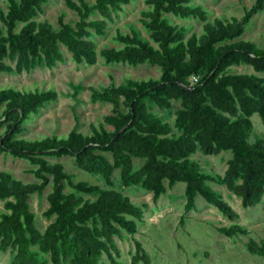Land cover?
Listing matches in <instances>:
<instances>
[{
  "label": "trees",
  "instance_id": "trees-1",
  "mask_svg": "<svg viewBox=\"0 0 264 264\" xmlns=\"http://www.w3.org/2000/svg\"><path fill=\"white\" fill-rule=\"evenodd\" d=\"M49 0H7L0 7V76L65 61L63 46L78 62L94 64L101 55L109 63L161 68L159 78L129 77L114 80L103 89L91 87L94 100L108 101L113 111L92 132L72 129L67 135L30 139L18 134L42 107L58 98L55 88H0V150L29 159L40 181H23L0 169V250H13L9 264H126L119 259L116 236H134L145 209L114 187L120 171L124 186L140 185L158 200L168 186L185 182V209L197 205V195L216 205L232 222L219 227L229 237L247 235L237 210L211 182L225 185L242 198L244 206L264 196V137L251 142L252 115L264 122V46L238 39L253 15L264 9L255 0L243 16L208 20L203 7L192 0H147L142 21L149 31L118 29L121 46L97 48L94 33L104 34L109 20L131 0H66L77 17L62 13L58 25L38 18ZM165 13L196 16L204 20L201 34H187L184 26L170 22ZM247 64L253 72H233ZM175 101L179 105H175ZM175 109L171 123L160 109ZM106 123L109 127L106 126ZM230 150L224 173L208 172L193 158L198 151L219 154ZM70 154L78 166L100 174L108 186L72 181L65 164L47 156ZM144 159L136 167L135 159ZM51 178L49 205L44 211L52 221L42 230L32 209L31 196L42 192ZM67 182L75 188L67 190ZM136 244L130 264H153L143 243ZM248 250L264 256V239L250 238Z\"/></svg>",
  "mask_w": 264,
  "mask_h": 264
},
{
  "label": "rangeland",
  "instance_id": "rangeland-1",
  "mask_svg": "<svg viewBox=\"0 0 264 264\" xmlns=\"http://www.w3.org/2000/svg\"><path fill=\"white\" fill-rule=\"evenodd\" d=\"M255 0H192V4L201 6L207 11L208 20L216 17L232 19L241 17ZM147 0H131L125 4L113 20H109L107 32L94 33L97 48L105 46H121L116 38L118 29L131 31L138 29L143 36L149 37V31L142 21V11L147 9ZM0 7L7 8V0H0ZM64 13L68 20H74L77 14L68 7L66 0H49L45 4L44 12L38 18L49 19L58 25V17ZM166 18L173 23L184 26L187 34H201L205 21L196 16H177L165 13ZM1 23V20H0ZM238 39H250L258 45L264 46V9L256 12L246 24L244 33ZM65 61L54 67H38L32 71L22 73H2L0 88L16 86L22 89L55 88L59 95L42 107L38 113L26 122V129L18 136L35 139L47 135L65 136L72 129H79L85 133L92 132V124L100 125L106 114L113 111V104L108 101L94 100L91 87L103 89L112 80L116 83L124 82L129 77L159 78L161 68L149 62L139 65L129 63H109L101 55L94 64L78 62L71 52L64 46ZM233 72H253L251 65L242 64L232 67ZM264 75V73H262ZM175 105H179L175 101ZM157 109H160L156 106ZM160 112L171 123L174 121L175 109H160ZM254 129L249 137L251 142L264 137V122L259 113L252 115ZM106 126L109 125L106 123ZM3 127H0V130ZM230 150L219 154H205L198 151L193 158L200 161L202 168L208 172L224 173ZM52 161L65 164L71 174L72 181L80 180L98 183L103 187L108 184L100 174H94L80 168L76 158L70 154L49 155ZM144 159L136 158V167L143 164ZM36 167L29 159L14 156L12 153L0 150V169L9 170L17 178L30 182L40 181L31 168ZM114 187L124 191L137 204L145 209L144 217L139 221V230L132 236L126 233L124 237L116 236L120 248L119 259L130 264L136 244L134 237L139 239L150 254L153 264H264V256L253 254L247 248L250 238L264 239V196L253 206H244L242 198L229 190L225 185L211 182L226 200L237 210L238 221L250 229L247 235L229 237L219 231V227L227 226L232 221L224 216L213 203L208 202L201 194L197 195V205L194 209H185V182H178L175 186H168L158 200L154 199L153 191L140 185L124 186L120 171L113 175ZM52 189L51 178L42 192H34L31 196L32 209L37 215V224L44 230L52 219L45 216L48 193ZM67 190L75 188L67 182ZM4 210V202L0 200V212ZM13 250H0V264H9L13 258ZM104 264H111L107 255ZM51 264V263H50Z\"/></svg>",
  "mask_w": 264,
  "mask_h": 264
}]
</instances>
